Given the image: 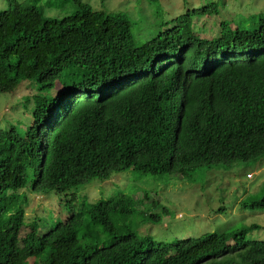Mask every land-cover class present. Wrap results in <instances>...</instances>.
Listing matches in <instances>:
<instances>
[{"label": "trees", "instance_id": "obj_1", "mask_svg": "<svg viewBox=\"0 0 264 264\" xmlns=\"http://www.w3.org/2000/svg\"><path fill=\"white\" fill-rule=\"evenodd\" d=\"M4 1L0 76L27 72L36 108L33 126L0 127V264H264V240H246L257 224L157 246L150 237L119 233L127 230L121 218L135 214L123 193L83 200V209L47 230L27 223L22 206L29 177L28 191L69 195L93 178L129 169L189 177L197 168L263 160L264 12L254 16L253 30L222 20L209 39L195 28L219 14V1L161 23L153 0H134L118 13L63 0L68 12L51 19L42 0ZM134 27L159 29L135 45ZM103 83L122 87L108 103L61 101ZM41 120L48 122L45 148L33 123ZM256 204L264 211V197L241 203Z\"/></svg>", "mask_w": 264, "mask_h": 264}, {"label": "rangeland", "instance_id": "obj_2", "mask_svg": "<svg viewBox=\"0 0 264 264\" xmlns=\"http://www.w3.org/2000/svg\"><path fill=\"white\" fill-rule=\"evenodd\" d=\"M215 1H219V15L202 17L195 28L196 31H202L203 38L216 36L222 20L228 21L231 27L253 30L257 25L254 16L264 12V0H213ZM4 2L0 0V10L7 8L4 7ZM89 2L93 8H99L98 0ZM208 2L212 1L153 0L150 5L156 12V20L161 23L160 18L169 21L187 8L201 7ZM126 3L127 8L135 6L134 0H105L104 6L109 13H114L121 12ZM41 4L45 7V18L62 17L68 12L63 0H42ZM144 4H148L147 0L141 1V5ZM172 8L175 13L171 11ZM172 25L169 22L161 27L165 29ZM180 28L183 32L189 31L187 25L181 24ZM158 29L153 27L150 31H142L134 27L132 33L135 45L145 42L148 32ZM28 80L29 74L25 71L12 72L6 78L0 76V88L3 87L2 92H5H0V127H5L6 123L17 125L20 122L23 123V128L30 125L29 115L34 104L28 105L26 96L31 92ZM33 89L35 90V86ZM18 92L22 95L18 96ZM32 179L33 177H29L30 182L25 190L30 187ZM120 193L134 202L135 214L121 218L120 226H126L127 230L122 228L119 233L129 231L138 238L150 237L157 246L176 239L221 233L252 224H257L259 229L251 231L246 240H264V211L258 204L246 208L241 205L243 202H257L264 197V159L231 167L197 168L190 172L189 177L179 174L153 176L129 169L109 178H93L79 185L69 195L67 192L58 194L54 191L22 193L25 197L22 206H27L26 217L34 218V222L38 224L44 223L47 230L53 223L83 209V200L92 204ZM36 214L38 216L34 217ZM149 214L157 219L150 220L147 216ZM25 230H22L20 236ZM102 239L106 240V236L103 235Z\"/></svg>", "mask_w": 264, "mask_h": 264}, {"label": "clouds", "instance_id": "obj_3", "mask_svg": "<svg viewBox=\"0 0 264 264\" xmlns=\"http://www.w3.org/2000/svg\"><path fill=\"white\" fill-rule=\"evenodd\" d=\"M103 6H104V4L101 5L99 3L98 9L93 8V7L92 8H93V10H101V9H104ZM114 13H118V12H114ZM49 19H51V18H49ZM29 82L31 83V81H29ZM30 89H31V92L29 94H27L29 96H26V97H27L28 105L30 103H33L34 104L33 109H34V108H36L35 97H34L35 91L32 89L31 86H30ZM121 89H122L121 86H118L114 83H103L101 85L91 86V87H87V88L82 89V90H78V91L71 93V94L68 93L66 96L62 97L61 101L62 102L67 101L66 103L72 104V105H73L74 100L81 101V102H83V100H86L92 104H104V103H108L111 99L116 97L119 94ZM21 95H22V93L18 92V96H21ZM46 106L48 107L47 104H43L41 107H46ZM33 123H35L37 126L36 134L39 136L38 142L42 145V147L44 146V148H45L46 144H45L44 136L48 135V133L46 132V130H49L47 127L48 122L41 120V124H38L36 122H33ZM31 126H33L32 122L30 123V125L28 127H31ZM42 147L38 146V149L40 151H42L41 159L43 160V151L45 149L43 150ZM249 177H250V175H249ZM26 192H29V191L26 190L25 193ZM26 209H27V206L25 207V210ZM36 216H38V215L36 214L34 217H36ZM25 218H26L27 223L32 222V220H34V218H28L26 216H25ZM24 226H25V224H24Z\"/></svg>", "mask_w": 264, "mask_h": 264}]
</instances>
